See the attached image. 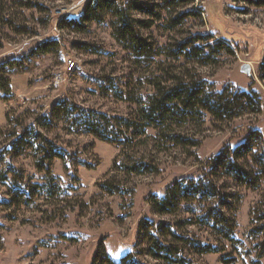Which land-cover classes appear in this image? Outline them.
I'll return each instance as SVG.
<instances>
[{"label":"rangeland","instance_id":"1","mask_svg":"<svg viewBox=\"0 0 264 264\" xmlns=\"http://www.w3.org/2000/svg\"><path fill=\"white\" fill-rule=\"evenodd\" d=\"M24 1L40 5L41 11L19 8L12 0L0 6V64L17 61L9 75V99L3 100L0 90V264H94L98 253L115 262L129 255L141 264H171L148 254L144 242L148 223L154 225V234L168 225L177 235L214 248V252L199 254L168 236L167 245L181 249L176 259L182 257L183 264H264L261 179L248 187L219 173L211 179L219 190L217 196H205L192 206L180 204L177 197L167 215L152 209L155 199L163 198L175 181L201 177L208 161L221 150L249 142L253 152L263 153L264 72L263 78L258 72L264 61V4L253 2L264 0H192L170 14L161 9L160 20L136 15L149 20V27L140 33L158 50L154 60L131 56L115 38L107 13L78 31L88 0ZM141 1L156 10L164 3ZM183 13L187 17L170 27ZM69 19L77 24L69 25ZM196 35L212 37L208 43L215 48L214 61L208 66L194 58L171 55L186 38ZM44 41H51L53 47L56 42V50L32 55L31 50ZM219 41L230 50L220 48ZM243 65L250 67L248 73L241 71ZM194 75L212 83L217 91L251 87L260 96L262 113L224 123L205 115L202 121L176 129L195 147L190 142L164 146L152 135L135 140L130 152L152 154L157 174L124 176L114 169V163L121 162L117 146L86 134H70L61 123L49 125L45 134L68 153L65 160L50 162L48 158L44 171H38L33 149L27 147L19 155L8 151L15 139L12 132L19 135L23 128L28 130L60 101L67 99L108 117H124L134 108L130 101L151 90L145 81L156 79L165 86ZM116 90L123 92V100L112 96ZM254 132L260 133L262 145ZM110 177L118 183L119 194L110 195L98 187ZM224 200L229 205L222 204V213L232 226V240L219 237L197 217L204 208Z\"/></svg>","mask_w":264,"mask_h":264},{"label":"trees","instance_id":"2","mask_svg":"<svg viewBox=\"0 0 264 264\" xmlns=\"http://www.w3.org/2000/svg\"><path fill=\"white\" fill-rule=\"evenodd\" d=\"M5 0H0V6ZM7 1V0H6ZM19 8L36 9L41 11L42 7L31 1L12 0ZM164 3L159 9H154L153 5L144 3L141 0H88L84 6L83 15L80 21L84 22L78 25L76 20L69 19L68 24H77L78 31L84 30L87 23L100 21L101 14L107 13L110 16L115 38L128 53L136 59L154 60L158 56V50L154 48L149 38L141 35L140 30L149 27V20L139 19L136 15H146L155 17L156 20L162 18V10L170 14L179 7L188 5L192 0H162ZM253 2V1H248ZM257 6L264 4V1L253 2ZM187 17V13L178 15L170 22V27L179 25L180 20ZM7 24L8 20H1ZM61 22V21H59ZM210 35L205 37L192 36L188 37L179 45V49L171 53L172 56L180 58L187 56L197 59L201 66H208L213 63L211 53L215 51L209 40ZM197 44H202L199 46ZM224 50L229 49L228 45L222 41L217 43ZM51 41H44L36 48L31 50L32 55H46L52 53L57 48L53 47ZM208 52H205V50ZM17 61L10 60L0 64V90L4 92L3 100L9 99L10 94V72L16 67ZM264 61L259 68V77L263 78ZM151 90L147 95H140L130 102L134 105L132 112L124 117H108L107 115L93 110L81 108L69 100L65 99L56 103L48 115H43L35 119L33 125L28 130L23 128L17 135L12 132V145L8 149L12 155H19L30 148L36 155V164L38 171H44V163L48 158L65 160L68 153L59 148L56 143L46 137L45 129L50 125L59 123L65 126L64 130L71 133H81L94 137L97 140L117 146L119 148V157L121 162L114 163V169H117L124 176H140L146 174H157L158 166L153 159L152 154L148 156H135L130 152L135 140L148 139L149 136L156 141H162L164 146L170 144H188L190 139L177 132L176 129L182 128L187 122L197 123L209 115L216 122L224 123L233 120L242 115H260L262 113V101L260 96L252 91L251 87L246 91L233 90L225 88L217 91L214 85L200 76H188L186 78H177L171 81L169 85L162 86V82L156 79H150ZM144 82V83H145ZM117 100H123V92L116 90L112 95ZM6 113V122L10 121L12 114ZM18 126H16L17 128ZM44 130V131H43ZM253 135L258 137L262 145L260 133L254 132ZM150 139V138H149ZM195 147L194 142H190ZM52 148V149H50ZM249 159L245 162L243 160ZM206 170H203L201 177L197 179H181L175 181L168 189L163 198H156L152 205L153 211L160 215H167L173 209V201L179 197L180 204L201 203L202 198L217 196L218 189L211 179L217 174H223L232 178L236 183L245 186L259 184L258 180L264 181V150L262 154L253 152L249 142L239 144L236 148H226L219 154L211 158L206 164ZM49 179V176L47 175ZM37 185V184H36ZM98 187L110 195L119 194L120 188L118 183L114 182L113 177L100 181ZM24 194V190H20ZM222 204H227L226 200L219 201L218 205L213 208L205 209L204 213L197 214L198 220L206 225L211 231L219 237L232 240V226L225 220L222 213ZM150 225V226H149ZM147 230L144 233V242L148 246V254L155 260L171 264H183L185 260L178 254H182L181 249L169 247L167 245L168 236L183 246H189L199 254H208L214 252V248L208 245H202L193 238L181 237L172 232L168 225L160 227L161 234H154L151 228L152 223H148ZM140 227H143L140 225ZM140 229V228H139ZM216 252V251H215ZM98 262V263H96ZM94 264H141L129 255L115 262L106 256L98 253L94 258Z\"/></svg>","mask_w":264,"mask_h":264},{"label":"water","instance_id":"3","mask_svg":"<svg viewBox=\"0 0 264 264\" xmlns=\"http://www.w3.org/2000/svg\"><path fill=\"white\" fill-rule=\"evenodd\" d=\"M241 71L245 72V73H248L250 71V67L248 65H243L241 67Z\"/></svg>","mask_w":264,"mask_h":264}]
</instances>
